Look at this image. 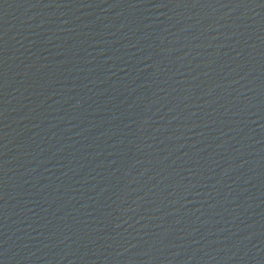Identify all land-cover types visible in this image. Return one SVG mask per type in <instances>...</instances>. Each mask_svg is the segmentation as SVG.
I'll return each instance as SVG.
<instances>
[{
    "label": "water",
    "instance_id": "water-1",
    "mask_svg": "<svg viewBox=\"0 0 264 264\" xmlns=\"http://www.w3.org/2000/svg\"><path fill=\"white\" fill-rule=\"evenodd\" d=\"M0 264H264V0H89Z\"/></svg>",
    "mask_w": 264,
    "mask_h": 264
}]
</instances>
